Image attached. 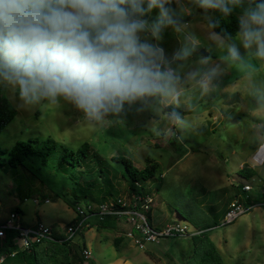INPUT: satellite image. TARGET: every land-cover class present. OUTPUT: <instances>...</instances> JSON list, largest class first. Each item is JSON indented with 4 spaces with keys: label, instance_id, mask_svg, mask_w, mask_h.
Listing matches in <instances>:
<instances>
[{
    "label": "rangeland",
    "instance_id": "rangeland-1",
    "mask_svg": "<svg viewBox=\"0 0 264 264\" xmlns=\"http://www.w3.org/2000/svg\"><path fill=\"white\" fill-rule=\"evenodd\" d=\"M174 1L181 19L177 26L166 28L165 22L159 39L150 30L139 34L142 43L163 49L164 67L178 77L169 95L126 103L120 112L97 118L63 97L26 104L16 95V88L0 82L17 111L0 132V151L10 150L16 142L41 144L46 139L75 151L86 142L98 155L94 162L115 172L126 200L122 167L110 163V158L126 157L137 169L151 162L156 165L148 184L153 194V226L162 229L178 221L190 231L204 233L222 264H264V57L256 55V43L245 48L241 30L229 40L211 30L208 22L219 9L201 7L199 0ZM227 6L240 20L247 9L257 5L240 0ZM159 13L153 9L143 19L151 26L158 22ZM231 47L239 59L230 56ZM184 49L189 54L177 58ZM201 50L209 56H203ZM167 106L169 111H165ZM6 159L0 152V222L15 208L24 226L40 222L57 228L75 217L74 210L50 191L56 190L50 177L40 185L31 173L8 167ZM91 159L88 155L87 169ZM243 165L255 171L253 178L238 175ZM75 176L82 181L80 172ZM94 178L91 175L89 182ZM237 185H249L246 195L256 204L232 223L222 225L223 208ZM112 198L114 195L108 197ZM123 227L125 230L119 227L117 232L84 227L68 245L70 253L82 257L80 249L85 245L90 258L83 264H195L191 236L165 237L140 247L124 236L129 227ZM117 237H123L118 249L113 246ZM3 256L0 251V261Z\"/></svg>",
    "mask_w": 264,
    "mask_h": 264
},
{
    "label": "clouds",
    "instance_id": "clouds-1",
    "mask_svg": "<svg viewBox=\"0 0 264 264\" xmlns=\"http://www.w3.org/2000/svg\"><path fill=\"white\" fill-rule=\"evenodd\" d=\"M199 2L227 15L232 10L227 3L240 0ZM169 3L0 0V82L18 89L26 104L63 97L97 118L120 112L126 103L167 96L178 77L164 67L163 49L142 43L139 34L150 30L159 39L161 26L174 22L165 8ZM156 8L159 20L149 26L142 17ZM239 25L245 48L256 43V55L264 57V2L247 9ZM229 53L239 59L235 47ZM188 54L184 49L177 58Z\"/></svg>",
    "mask_w": 264,
    "mask_h": 264
},
{
    "label": "trees",
    "instance_id": "trees-1",
    "mask_svg": "<svg viewBox=\"0 0 264 264\" xmlns=\"http://www.w3.org/2000/svg\"><path fill=\"white\" fill-rule=\"evenodd\" d=\"M241 1L251 5H258L264 2V0ZM165 8L171 10L170 16L174 22H166L164 26L166 28L177 26L181 19L176 12L175 1L171 0V3L166 4ZM155 10L160 12L159 8ZM208 25L215 34L225 40L233 38L240 31L239 19L232 12L225 15L219 11L209 20ZM201 54L209 56L203 50H201ZM18 94L19 91L16 89V95ZM170 109L171 107L167 106L165 111ZM16 114V109L7 98L5 90L0 86V132L15 118ZM0 152L7 155L6 164L8 167L11 169L19 167L31 173L35 178H38L40 185L46 181V177H50L56 187V190H50L54 192V197L61 199L73 210L80 204L95 207L101 203L116 201L123 197L116 184L115 172L104 170V168L98 166V162H94L98 155L96 151L91 150L90 145L86 142L82 143L75 151L68 150L50 139L42 141L41 144H37V141L16 142L10 150ZM88 155L92 157V166L87 169L85 161ZM109 162L122 167L121 179L124 180L126 185V197L131 198L134 195L146 196L152 194L151 187L148 184L153 178L155 164L149 162L148 166L137 169L130 159L122 156L111 157ZM35 172L40 173V176H37ZM76 172L82 174V181L76 179ZM91 175H95V178L91 180L92 182H89L88 178ZM238 175L243 179H250L255 176V171L251 167L243 165L239 169ZM155 183L153 185L154 191H157L158 180ZM114 185L117 186L116 190ZM246 193L240 185L235 187L233 198L223 208V217L229 204L237 197L239 198L238 201L244 205L256 204V202L250 201ZM113 195L114 198L108 199V197ZM14 211L19 213L17 208ZM146 216L149 224L153 226L151 214L147 213ZM80 220L81 218L76 216L66 225H76ZM173 222L178 221H171L170 223ZM85 224L90 227L112 230L114 232L120 231L119 227L122 228V231L125 230L120 221L110 216L105 217L103 220L90 217ZM153 227L157 228L155 225ZM15 237V232L7 230L4 237L0 239V251L5 257L2 262H5L4 264H83L85 261L82 257L77 256V253H70L68 246L70 244L44 242L34 245L28 250H19L14 242ZM122 241L123 237L115 238L113 246L118 249ZM190 241L194 248L193 254L195 257L193 259L195 264H222L216 248L204 233L199 232L197 235L191 236ZM83 248H85V245L80 250L82 251ZM14 251H16V254L10 257V254ZM179 260L182 261V258Z\"/></svg>",
    "mask_w": 264,
    "mask_h": 264
},
{
    "label": "built area",
    "instance_id": "built-area-1",
    "mask_svg": "<svg viewBox=\"0 0 264 264\" xmlns=\"http://www.w3.org/2000/svg\"><path fill=\"white\" fill-rule=\"evenodd\" d=\"M261 145L263 146L264 142ZM261 145L260 147H262ZM258 151H256L255 155ZM242 189L246 192L251 190L249 185H243ZM152 195H134L131 198L127 197L128 200L122 197L116 201L104 202L95 207L80 204L76 206L74 213L75 217L78 216L81 220L76 225L65 224L57 228L46 226L40 222L24 226L21 215L13 210L10 212L8 218L0 222V239L4 237L7 230H10L16 234L14 242L19 250H28L32 246L44 242L70 244L73 237L82 231L84 227L88 226L85 224L87 219L96 217L99 220H103L107 216L115 217L123 225L128 226L129 228L124 232V236L132 239L140 247H143L147 243H157L161 238L165 237L194 236L199 233L195 230L190 231L186 225L178 222H173L162 229L155 228L149 224L146 214L151 211L153 203ZM37 201V199L32 200L33 203H37ZM44 202L46 203L48 200H44ZM254 206L255 204L244 205L237 200L232 201L225 212L222 225L232 223L241 215L249 212ZM15 254L16 251L12 252L10 257H13ZM81 256L84 260H88L90 258V251L83 248ZM4 258L3 256L0 262H3Z\"/></svg>",
    "mask_w": 264,
    "mask_h": 264
},
{
    "label": "crops",
    "instance_id": "crops-1",
    "mask_svg": "<svg viewBox=\"0 0 264 264\" xmlns=\"http://www.w3.org/2000/svg\"><path fill=\"white\" fill-rule=\"evenodd\" d=\"M233 201V200H232ZM264 203V202H263ZM228 206V205H227Z\"/></svg>",
    "mask_w": 264,
    "mask_h": 264
},
{
    "label": "bare ground",
    "instance_id": "bare-ground-1",
    "mask_svg": "<svg viewBox=\"0 0 264 264\" xmlns=\"http://www.w3.org/2000/svg\"><path fill=\"white\" fill-rule=\"evenodd\" d=\"M264 161V160H263ZM262 163V162H261Z\"/></svg>",
    "mask_w": 264,
    "mask_h": 264
}]
</instances>
